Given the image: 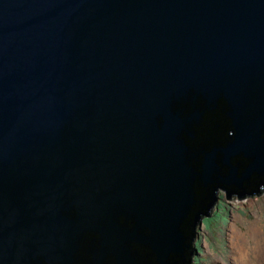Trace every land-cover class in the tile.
<instances>
[{
    "label": "water",
    "instance_id": "water-1",
    "mask_svg": "<svg viewBox=\"0 0 264 264\" xmlns=\"http://www.w3.org/2000/svg\"><path fill=\"white\" fill-rule=\"evenodd\" d=\"M264 189V0H0V264H190Z\"/></svg>",
    "mask_w": 264,
    "mask_h": 264
},
{
    "label": "rangeland",
    "instance_id": "rangeland-1",
    "mask_svg": "<svg viewBox=\"0 0 264 264\" xmlns=\"http://www.w3.org/2000/svg\"><path fill=\"white\" fill-rule=\"evenodd\" d=\"M215 198L209 217H202L195 227L190 264H234V229L244 234L241 240L248 248L253 245L249 239L253 226L262 231L264 238V192L241 199L232 195L226 200L225 192L218 190ZM251 260L257 262L253 255ZM260 264H264V260Z\"/></svg>",
    "mask_w": 264,
    "mask_h": 264
},
{
    "label": "bare ground",
    "instance_id": "bare-ground-1",
    "mask_svg": "<svg viewBox=\"0 0 264 264\" xmlns=\"http://www.w3.org/2000/svg\"><path fill=\"white\" fill-rule=\"evenodd\" d=\"M233 232H235L233 235L235 237L233 247L236 250L233 259L234 264H260L264 260V238L262 236V231L257 226H253L251 228L249 232V239L253 242V245L249 248L246 247L242 241L244 240V234L240 231L239 233L235 229ZM252 255L257 259V262H253L251 260Z\"/></svg>",
    "mask_w": 264,
    "mask_h": 264
},
{
    "label": "flooded vegetation",
    "instance_id": "flooded-vegetation-1",
    "mask_svg": "<svg viewBox=\"0 0 264 264\" xmlns=\"http://www.w3.org/2000/svg\"><path fill=\"white\" fill-rule=\"evenodd\" d=\"M261 192H264V189H263ZM216 194H217V192H216ZM216 194H215V195H216ZM247 197H248V196H247ZM214 205H215V204H213V206H214ZM213 206L210 208L209 211H211V209L213 208ZM209 211H208V212H209ZM196 226H197V225H196ZM196 226H195V227H196ZM194 240H195V238H194Z\"/></svg>",
    "mask_w": 264,
    "mask_h": 264
},
{
    "label": "trees",
    "instance_id": "trees-1",
    "mask_svg": "<svg viewBox=\"0 0 264 264\" xmlns=\"http://www.w3.org/2000/svg\"><path fill=\"white\" fill-rule=\"evenodd\" d=\"M192 249H193V247H192Z\"/></svg>",
    "mask_w": 264,
    "mask_h": 264
}]
</instances>
